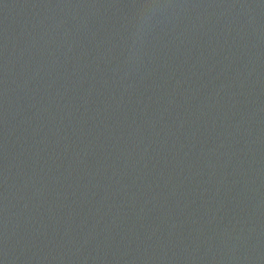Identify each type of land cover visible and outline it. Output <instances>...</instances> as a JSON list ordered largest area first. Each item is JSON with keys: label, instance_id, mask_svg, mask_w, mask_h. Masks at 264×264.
<instances>
[{"label": "water", "instance_id": "water-1", "mask_svg": "<svg viewBox=\"0 0 264 264\" xmlns=\"http://www.w3.org/2000/svg\"><path fill=\"white\" fill-rule=\"evenodd\" d=\"M120 264H264V191Z\"/></svg>", "mask_w": 264, "mask_h": 264}]
</instances>
